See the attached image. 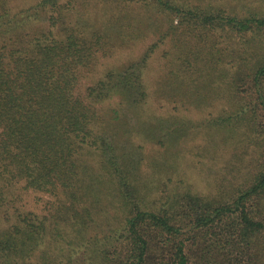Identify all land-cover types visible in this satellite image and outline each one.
Wrapping results in <instances>:
<instances>
[{
    "label": "trees",
    "instance_id": "trees-1",
    "mask_svg": "<svg viewBox=\"0 0 264 264\" xmlns=\"http://www.w3.org/2000/svg\"><path fill=\"white\" fill-rule=\"evenodd\" d=\"M0 264H264V0H0Z\"/></svg>",
    "mask_w": 264,
    "mask_h": 264
},
{
    "label": "rangeland",
    "instance_id": "rangeland-1",
    "mask_svg": "<svg viewBox=\"0 0 264 264\" xmlns=\"http://www.w3.org/2000/svg\"><path fill=\"white\" fill-rule=\"evenodd\" d=\"M152 38H153V36L150 37L148 40H146V42L153 40ZM141 44H145V41L142 43L134 44L129 50H126L125 52H121L120 54L115 55V57L109 61V64L114 63L116 60H118L116 62L121 61L122 64H126V63H129L130 59H133V60L136 59L140 55L141 50L143 49L141 47L142 46ZM165 49H166V46L159 48L154 54L151 55V58L148 61L149 63L146 66L147 68H146L145 76H146V80L149 82V84H152L153 79L155 77H157L163 69L162 68L163 60L161 57H162V53L164 52ZM117 103H118L117 99H112L110 101H106V102L101 103L99 106L101 109L107 108V110H108L109 108L111 109V108L116 107ZM188 113H189L188 116L191 119L193 118V120H194L193 116H195V115L191 112H188ZM186 115H187V113H186ZM134 122H135L134 119L129 118L128 122L126 121V124H127L126 127H133L134 126V128L131 131L135 134L136 133L138 134V132H137L138 128ZM194 122H196V121L194 120ZM141 125H144L143 128H145L147 124H145L143 122ZM171 133H172L171 128H167V129H165L164 133L160 135V138L163 140L165 138H167V139L171 138L172 135L174 136V132L172 134ZM197 134H198V131H194V133H192L189 136L190 138H188V140L186 138L183 139L184 142H182L180 144V146L177 147V149L181 151V154L179 155L181 158L191 160V162H189L184 167H182V169H180L181 175L178 176L179 177L178 181L182 180V178H184L185 175H187L188 178H191V181H188L189 183L192 182L193 185L199 184L202 186L203 185V180H202L203 177L207 174L212 173L213 169L205 167V169H202V171L205 173V175H200L198 177L195 175L196 172H198L199 170L201 171V168L198 170H193V165H196L197 168L202 167L203 162L200 161V158H201V155H203V154L201 153L200 150L203 149V147L205 145L207 148V144H208L207 143L208 141H202V145H200V147H198L199 143H201V142L199 141L200 136ZM135 137H136V135H134V137H131V141H132L131 143L133 145L132 148L138 152L139 150L135 149V145L137 143L141 144V142H138L136 140H141V139L135 138ZM131 143H130V141H129V143L127 141H126V143H124L125 144V150L127 153L130 152V156L133 155L131 158H133L134 160H137L136 154H135V152H133L134 150L132 149L133 151H130L131 149H130L129 145H131ZM144 153H145V155L147 154L148 156L152 155L153 152H152V148L150 145H145ZM201 160H203V158ZM234 161H236V158L233 159V163H235ZM143 168L147 169L144 166L142 167V169ZM178 181L176 183H174V181L172 180V182L168 184L169 187L174 186V185L181 186L182 184H178ZM153 185L154 184H152V186ZM203 192H205V191H203ZM36 196H38V195H36ZM36 196L33 197V195H22L20 203H15V204L22 205L23 206L22 208L24 211H32L34 213H41L43 211L42 210L43 205L41 208V203L38 202ZM41 196L43 197L44 202H45L46 197L48 198L47 195H41ZM157 196L158 195H156L155 198ZM14 206L16 207V205H14Z\"/></svg>",
    "mask_w": 264,
    "mask_h": 264
}]
</instances>
